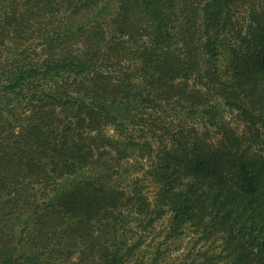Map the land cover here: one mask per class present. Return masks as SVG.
<instances>
[{
  "label": "trees",
  "instance_id": "trees-1",
  "mask_svg": "<svg viewBox=\"0 0 264 264\" xmlns=\"http://www.w3.org/2000/svg\"><path fill=\"white\" fill-rule=\"evenodd\" d=\"M0 264H264V0H0Z\"/></svg>",
  "mask_w": 264,
  "mask_h": 264
},
{
  "label": "rangeland",
  "instance_id": "rangeland-1",
  "mask_svg": "<svg viewBox=\"0 0 264 264\" xmlns=\"http://www.w3.org/2000/svg\"><path fill=\"white\" fill-rule=\"evenodd\" d=\"M224 63H225V61H224V59H223V61H222V64H221V65L223 66V64H224Z\"/></svg>",
  "mask_w": 264,
  "mask_h": 264
}]
</instances>
